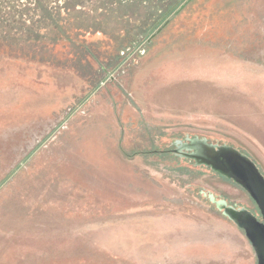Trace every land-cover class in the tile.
I'll return each instance as SVG.
<instances>
[{"label":"water","instance_id":"1","mask_svg":"<svg viewBox=\"0 0 264 264\" xmlns=\"http://www.w3.org/2000/svg\"><path fill=\"white\" fill-rule=\"evenodd\" d=\"M163 24L0 46V210L182 199L264 264V0Z\"/></svg>","mask_w":264,"mask_h":264},{"label":"rangeland","instance_id":"2","mask_svg":"<svg viewBox=\"0 0 264 264\" xmlns=\"http://www.w3.org/2000/svg\"><path fill=\"white\" fill-rule=\"evenodd\" d=\"M0 264H257L236 226L182 200L0 210Z\"/></svg>","mask_w":264,"mask_h":264},{"label":"trees","instance_id":"3","mask_svg":"<svg viewBox=\"0 0 264 264\" xmlns=\"http://www.w3.org/2000/svg\"><path fill=\"white\" fill-rule=\"evenodd\" d=\"M187 0H0V46L58 44L98 32L134 47L147 42ZM162 25V26H163ZM85 52V50H84Z\"/></svg>","mask_w":264,"mask_h":264}]
</instances>
